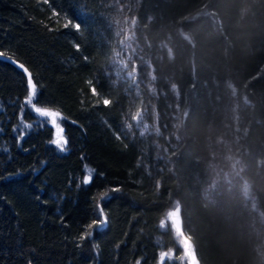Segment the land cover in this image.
Returning <instances> with one entry per match:
<instances>
[{
    "label": "trees",
    "instance_id": "trees-1",
    "mask_svg": "<svg viewBox=\"0 0 264 264\" xmlns=\"http://www.w3.org/2000/svg\"><path fill=\"white\" fill-rule=\"evenodd\" d=\"M0 51L68 140L0 61V264H264V0H0Z\"/></svg>",
    "mask_w": 264,
    "mask_h": 264
},
{
    "label": "snow or ice",
    "instance_id": "snow-or-ice-1",
    "mask_svg": "<svg viewBox=\"0 0 264 264\" xmlns=\"http://www.w3.org/2000/svg\"><path fill=\"white\" fill-rule=\"evenodd\" d=\"M44 3L48 4L49 0H44ZM53 15H56V13L54 12ZM65 27H67L66 24H65ZM76 49H77V51H79V45L76 46ZM4 55H5V53L0 51V57H3ZM9 59L11 60V63L16 64L17 67L21 68L23 70V72L25 73V75L27 76V96H26L24 103L26 105L31 106L32 110L39 117L46 118L45 124L50 122L51 125L54 128H56L57 135H56V138L52 141V143H54L56 145V147L59 149L60 152H65L67 150L66 145L68 143V140L63 134L64 129H63L62 125L59 123V121L65 119L63 117L62 113L59 111H56V110H52L50 108L36 106V103H34V100H35L36 95H37V85L34 82L33 77L31 75L29 69L27 67H25V65L23 63H20L15 59H11V57H9ZM92 91L95 94V90L92 89ZM23 127H24V129H30L32 127V125L25 123L23 125ZM90 180H91V175H85L83 177L82 182L84 185H87L90 183ZM112 191H119V188H113ZM105 224H106L105 213L103 210H101L99 213V219L94 220L92 222V224L88 225V228L92 229L94 226L105 225ZM87 235H89V236L92 235V232L89 231ZM86 238L87 237L84 234H81V236L79 237V239L81 241H83Z\"/></svg>",
    "mask_w": 264,
    "mask_h": 264
},
{
    "label": "water",
    "instance_id": "water-1",
    "mask_svg": "<svg viewBox=\"0 0 264 264\" xmlns=\"http://www.w3.org/2000/svg\"><path fill=\"white\" fill-rule=\"evenodd\" d=\"M0 61L6 63L7 65L13 67L14 69H16L18 71H20L24 75V77L27 81V76L25 75L23 70L21 68L17 67L16 64L11 63V60L9 59V57H7V56L0 57ZM171 224L177 232H180L182 230V224L183 223H182V220L180 219V217L178 215H172L171 216ZM184 242H185L186 247L190 246L189 240L186 239ZM190 263L191 264H199L194 252L190 253Z\"/></svg>",
    "mask_w": 264,
    "mask_h": 264
},
{
    "label": "rangeland",
    "instance_id": "rangeland-1",
    "mask_svg": "<svg viewBox=\"0 0 264 264\" xmlns=\"http://www.w3.org/2000/svg\"><path fill=\"white\" fill-rule=\"evenodd\" d=\"M54 131H55V138H56V135H57V130H56V128H54ZM189 248V247H188ZM186 249H187V247H186ZM191 253V252H190Z\"/></svg>",
    "mask_w": 264,
    "mask_h": 264
},
{
    "label": "bare ground",
    "instance_id": "bare-ground-1",
    "mask_svg": "<svg viewBox=\"0 0 264 264\" xmlns=\"http://www.w3.org/2000/svg\"><path fill=\"white\" fill-rule=\"evenodd\" d=\"M181 219V218H180Z\"/></svg>",
    "mask_w": 264,
    "mask_h": 264
}]
</instances>
